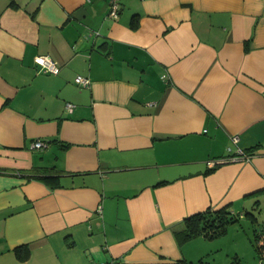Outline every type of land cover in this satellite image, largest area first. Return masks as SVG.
<instances>
[{"label": "crops", "instance_id": "obj_1", "mask_svg": "<svg viewBox=\"0 0 264 264\" xmlns=\"http://www.w3.org/2000/svg\"><path fill=\"white\" fill-rule=\"evenodd\" d=\"M108 12L0 0V264H194L184 218L264 203V0Z\"/></svg>", "mask_w": 264, "mask_h": 264}, {"label": "rangeland", "instance_id": "obj_2", "mask_svg": "<svg viewBox=\"0 0 264 264\" xmlns=\"http://www.w3.org/2000/svg\"><path fill=\"white\" fill-rule=\"evenodd\" d=\"M260 233H264V203L246 209L216 236L190 239L185 250L194 264H262L264 247L258 249L255 239Z\"/></svg>", "mask_w": 264, "mask_h": 264}, {"label": "trees", "instance_id": "obj_3", "mask_svg": "<svg viewBox=\"0 0 264 264\" xmlns=\"http://www.w3.org/2000/svg\"><path fill=\"white\" fill-rule=\"evenodd\" d=\"M244 152L250 154L248 151ZM212 168L209 169L211 170ZM227 208L228 205L216 210L207 209L204 212L188 216L183 219V228L176 230L175 234L182 240H188L199 236H216L222 233L227 224L235 222L239 217L238 214L228 211ZM255 239L258 249L264 247V244L260 243L261 240H264V233L257 234ZM262 264H264V262H262Z\"/></svg>", "mask_w": 264, "mask_h": 264}, {"label": "built area", "instance_id": "obj_4", "mask_svg": "<svg viewBox=\"0 0 264 264\" xmlns=\"http://www.w3.org/2000/svg\"><path fill=\"white\" fill-rule=\"evenodd\" d=\"M107 1L109 5V12L107 16L110 19H117L119 16V12H120V0H107ZM34 63L36 65L41 66L45 72H48L51 74L59 73V67L55 65V63L51 60V58L48 55H37L34 58ZM75 82L80 87H87L89 85V79L86 77L80 76V75L75 77ZM66 107L68 110H71L73 105L68 103ZM231 139L234 144H236L239 140L238 136H233ZM31 146L34 149H42L45 147V143L41 140H37ZM227 150L229 154H231L229 157H225L224 159L219 160V161L208 160L207 166L209 168H212L215 165H219V163L238 161L242 159L246 160L251 156L250 154H246L241 149H236L235 151H233L232 148H228ZM89 264H120V263L117 260H110L106 262H90Z\"/></svg>", "mask_w": 264, "mask_h": 264}]
</instances>
